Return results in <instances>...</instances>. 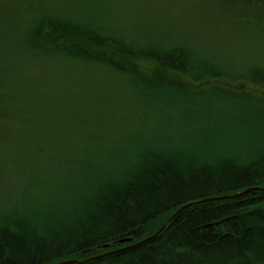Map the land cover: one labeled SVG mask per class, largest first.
<instances>
[{"label": "trees", "instance_id": "16d2710c", "mask_svg": "<svg viewBox=\"0 0 264 264\" xmlns=\"http://www.w3.org/2000/svg\"><path fill=\"white\" fill-rule=\"evenodd\" d=\"M1 1L0 175L13 163L35 172L13 181L27 186L20 197L1 196L0 264H264V191L197 203L148 244L86 261L156 233L188 203L264 187V62L225 76L199 44L160 52L141 36L106 34L112 27L100 11L111 14L110 5L95 13L99 0ZM227 1L240 14L214 37L255 43L263 58L264 0ZM144 54L147 75L165 81H142ZM66 59L127 76L128 90L47 83V67ZM206 100L217 105L202 107ZM117 107L130 117L113 115ZM233 125V144L244 147L218 156ZM30 132L37 135L19 136ZM244 135L259 146L246 147Z\"/></svg>", "mask_w": 264, "mask_h": 264}, {"label": "rangeland", "instance_id": "374dc122", "mask_svg": "<svg viewBox=\"0 0 264 264\" xmlns=\"http://www.w3.org/2000/svg\"><path fill=\"white\" fill-rule=\"evenodd\" d=\"M100 3H94V12L98 10V5L102 6L110 5L111 14H106L102 12L103 19L107 21L108 25L112 28L103 30L106 34H115L123 32V36L131 40L133 37H143L139 40V43L146 46V41H151L154 45L153 49L160 52V48L171 47L170 45L182 44L189 47H193L195 44L197 46L204 47L208 50L206 54V60L214 64L218 68L224 70L225 76L233 74L241 75L244 71H250L257 67V60L262 51L254 45L245 44L243 39L238 40L235 43H229L225 37L215 38L214 33L216 30L224 26L225 23L222 22L223 15L226 12L227 0H99ZM219 2L216 4L215 2ZM0 2H2L0 0ZM208 4L207 9L204 11H198L194 5ZM73 12V11H72ZM75 14V12H74ZM72 19V18H71ZM198 19H201L198 23ZM218 24V25H217ZM231 30L240 34H243L242 26L233 24ZM209 32V33H207ZM207 37L208 42H203L202 38ZM146 39V40H144ZM246 39V38H245ZM144 40V41H143ZM172 55L176 57L178 53L176 51ZM156 52L155 50H152ZM157 53V52H156ZM140 63L145 64L143 67L142 81L152 82V76L147 75L150 70V62L146 59L145 54L141 55ZM42 65L47 63H41ZM24 67L29 66V64L24 63ZM48 66V64H47ZM148 67L150 69H148ZM45 73L49 75V79L46 80L47 83L56 78H67L70 82L82 83V81H89L90 83L104 85L107 87L108 91L123 93L128 90V77L122 74H115L111 72L110 69L102 67L101 70H94L90 66H86L85 63H79L78 61L70 62L65 60V62H55L51 67H47ZM251 73V72H250ZM249 73V74H250ZM110 74V75H109ZM158 82H163L165 79L156 80ZM112 90V91H111ZM209 103H205L202 107H210L211 105H217V102L206 100ZM125 113V117H130V114L126 107H117L113 115H120ZM249 113V112H246ZM119 120L122 117L117 116ZM203 123L200 121L199 124ZM19 124H17L18 126ZM20 127H24L20 123ZM259 126L258 123L254 122L247 129L253 132L254 128ZM240 127V126H238ZM234 128V129H233ZM196 128L191 129L194 131ZM95 130V129H94ZM228 135L221 142V146H217L216 153L218 156L226 154L227 152H235L241 146H234L236 136L239 131L237 127L228 128ZM36 136V132H30L27 135H19L20 137L29 136L33 138ZM243 141L246 147L250 144L255 147L259 146V140L252 139L250 135L243 136ZM10 162H14V159ZM36 164L35 168H38ZM35 170H25L19 169L16 163L10 168H5L0 175V206L3 203V198L1 196L11 195L15 198L18 191L25 193L27 186L17 185L16 181L20 179L21 181L29 174H33ZM20 197V196H18ZM16 197L15 199H17ZM14 199H11V201ZM89 259V258H88Z\"/></svg>", "mask_w": 264, "mask_h": 264}, {"label": "water", "instance_id": "95a60500", "mask_svg": "<svg viewBox=\"0 0 264 264\" xmlns=\"http://www.w3.org/2000/svg\"><path fill=\"white\" fill-rule=\"evenodd\" d=\"M256 190H261V188H248V189H245L244 191H242L241 193H238V194H236V195H233L232 197L234 198V197L243 196V195H245V194H248V193L253 192V191H256ZM226 198H229V197H220V198H218V200H222V199H226ZM204 202H205V200L200 201V203H204ZM198 203H199V202H198ZM192 204H193V203H191V204H189V205H187V206L182 207L181 209H179V210L177 211V213H176L174 216H176V215L179 214L182 210H184L185 208L191 206ZM174 216H173V217H174ZM173 217H172V218H173ZM172 218H171V219H172ZM167 224H168V223H166V224H165V225L159 230V232L156 234V236H157V235H158V234H159V233H160V232L166 227ZM149 240H150V239L145 240V241H141V242H139V243H137V244L131 245V246L126 247V248H124V249H119V250H117V251H113V252L107 253V254L102 255V256H100V257L93 258L92 260L99 259V258H102V257L107 256V255H112V254H115V253H119V252H123V251H127V250H130V249L136 248V247H138V246L144 244L145 242H147V241H149ZM125 241H126V242H129V241H132V239L123 240L122 243H124ZM76 263H79V261H77V260H70V261H65V262L56 263V264H76Z\"/></svg>", "mask_w": 264, "mask_h": 264}, {"label": "bare ground", "instance_id": "6f19581e", "mask_svg": "<svg viewBox=\"0 0 264 264\" xmlns=\"http://www.w3.org/2000/svg\"><path fill=\"white\" fill-rule=\"evenodd\" d=\"M225 132H224V138L225 137H227V135H228V132H226L227 130H224ZM257 133H258V131H257ZM251 145V147H255V145L253 146L252 144H250ZM243 191V190H242ZM242 191H240V192H237V193H235V194H231V195H229V194H226V195H223V196H215V197H210V198H205V199H203V200H205V202L204 203H209V202H212V201H218V198H220V197H229V198H226V200L228 199H236V198H239V197H242V196H239V197H232L233 195H236V194H238V193H241ZM192 203V202H191ZM191 203H188V204H186V205H189V204H191ZM186 205H184V206H186ZM183 207V206H182ZM173 220V219H172ZM172 220H171V218H168V220H167V223L168 224H170L171 222H172ZM159 232V230L155 233V232H153V231H150V230H144V234H143V238L144 239H142V241H145V240H148V239H150L149 241H147V242H145L143 245H145V244H148L149 242H151L152 240H154V239H156L157 238V236H156V234ZM106 245L104 244V246H103V248L105 247ZM55 264V263H54Z\"/></svg>", "mask_w": 264, "mask_h": 264}]
</instances>
